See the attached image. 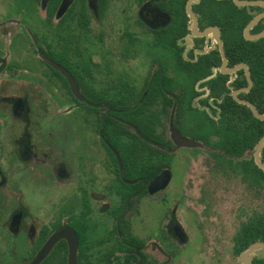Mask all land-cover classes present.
Segmentation results:
<instances>
[{"label":"flooded vegetation","instance_id":"1","mask_svg":"<svg viewBox=\"0 0 264 264\" xmlns=\"http://www.w3.org/2000/svg\"><path fill=\"white\" fill-rule=\"evenodd\" d=\"M263 136L264 0H0V264H240Z\"/></svg>","mask_w":264,"mask_h":264},{"label":"rangeland","instance_id":"2","mask_svg":"<svg viewBox=\"0 0 264 264\" xmlns=\"http://www.w3.org/2000/svg\"><path fill=\"white\" fill-rule=\"evenodd\" d=\"M28 16H32V14L35 12L36 8L33 7V3L31 1H28ZM24 48H25V51L28 53V56L29 58H32V52L34 53V50H33V47L30 45L29 41L27 44L24 45ZM31 61V60H30ZM188 151H183V154H187ZM179 167V166H178ZM173 178L174 180H179L180 179V170L179 168L178 169H174L173 172ZM218 205L216 206L215 210L216 211H221V212H224V211H227V206L228 204L226 202H219L217 203ZM193 206H196L198 208L199 205H197V203H193L192 204ZM169 206H173V202H171V200L169 201ZM190 208L191 206L188 205ZM195 207V208H196ZM193 209V208H191ZM184 211V205L182 204H179L176 206V212L179 214V213H182ZM221 217H223V219H220V225L221 227H226L227 228V225L226 223L223 225L221 223V221H226V218L224 215L221 214ZM215 233H219L218 231L214 232L213 233V236H210V240H211V247H209V250L210 249H217L219 251V254L224 253V251H226L225 253V256L224 258L221 260V263L219 262V264H227L228 262V259H227V255H228V248H226V242H225V239L224 237L225 236H228L227 234H218V235H215ZM195 239H194V243H195ZM185 254H186V257L189 256L190 257V261L188 262V264H205V259L206 257L202 254V252L198 249L197 251H195V247H192L191 244H188L186 245L185 247ZM210 253V251H209ZM177 260L175 261V263L173 264H184V261H182L180 258H176ZM206 264H212V261H208L206 262ZM213 264H216V263H213ZM229 264V263H228ZM235 264H238V263H235Z\"/></svg>","mask_w":264,"mask_h":264},{"label":"water","instance_id":"3","mask_svg":"<svg viewBox=\"0 0 264 264\" xmlns=\"http://www.w3.org/2000/svg\"><path fill=\"white\" fill-rule=\"evenodd\" d=\"M172 138L175 140V142L177 144H181V145H189V144L193 143V141H191V140L180 137L179 134L175 130H172ZM263 140H264V136L262 138H260V140L258 141L257 148ZM167 179H168L167 171H162L159 175H157L150 182V184L148 185V188L151 191L162 188L166 184ZM256 250L264 251V243L263 242H256V243L250 245L245 250H243L238 255V260H239L240 264H249V255Z\"/></svg>","mask_w":264,"mask_h":264}]
</instances>
